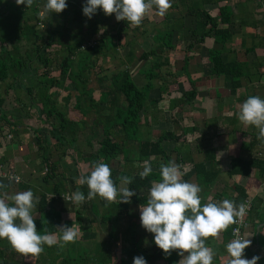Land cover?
<instances>
[{
	"label": "trees",
	"instance_id": "obj_1",
	"mask_svg": "<svg viewBox=\"0 0 264 264\" xmlns=\"http://www.w3.org/2000/svg\"><path fill=\"white\" fill-rule=\"evenodd\" d=\"M212 1L215 2L216 0H171V7L163 15L164 19L153 26L149 36H145V38L151 39L154 46L152 45L153 47L151 46L149 50L139 47L140 53L138 55L131 46L123 56L120 54V49L124 46L132 45L134 42L133 40L124 42L125 33L131 32L134 37L142 23L139 26H133L125 20H116L114 34H111V29H107V27L103 28L100 33L98 29L96 30V26L98 21H100L99 19L104 17L103 11L98 9L89 19L82 11L85 0H74V2L68 3L69 6L62 13H57V26H51L49 22L50 17L54 16L52 15L53 13L51 15L47 14L45 20H42L39 15V4L43 3L42 0H34L33 5L29 8H26L23 4L17 5L14 2L5 11L0 12V48L2 47L0 50V113H2V105L5 101L4 93L1 89L2 82L10 76L19 84L23 74H19L20 71L24 67H34L32 75L37 78L38 83L34 87H32L33 85L26 87L25 91L29 97L34 98L33 103L31 100L29 106L32 105L36 110V120L48 127L44 134H40L43 129L42 126L34 130L33 133L36 137L38 151L41 150L39 154L45 169V175H43L42 180L47 186L43 191H40L36 200L37 206L33 209V213L38 215L34 216V219L40 234L56 235L61 233L57 227L65 215L60 210L53 208L51 203L55 200L54 196L68 192L65 185L67 183L65 182L73 185L74 191L79 189L87 196L89 190L87 184H80L79 182L75 184L76 179L90 174L95 162H110L123 152V148L128 145L129 141H136L138 138L136 135L139 134L142 120L148 123L149 108L162 99L163 94H169L167 85L171 81L176 83L178 80V77L173 74L164 76V79L167 80V85L158 87L159 97L151 99L149 96L153 89L152 80L163 77L161 75V67L168 63L166 54L174 48L173 32L176 29H184L186 17H194L193 21H191L193 26L190 25V19L187 18L190 25L188 30L194 37L193 41H190L188 45L189 49L194 44L202 43L206 37H212L216 45L218 43L222 44L229 36L227 25L230 22L231 12L224 6L219 7L218 15L211 16L208 10L201 7V4ZM177 2L180 5H186L187 10L177 12L178 15L175 17L169 13L171 10H177ZM156 13H158L157 10ZM86 19H89V25L92 24L94 26L87 34L84 33V28L87 27L84 25ZM42 21L45 24L40 26ZM143 33H146L145 29H143ZM56 42L58 45L64 46V51L60 55L58 62H54L58 73L57 76H54L50 69L54 61V58L51 57L50 46L56 44ZM6 44L11 46L10 49L5 47ZM207 56L209 74H224L231 81L228 86L230 92L233 93L237 82L232 80L235 76H239L241 72L240 65L236 62H223L220 48H209ZM109 58H112V60ZM106 59L112 61L109 64H115L114 70L109 75H99L100 72L105 70L106 64L104 62ZM135 62H141L146 65L144 69L146 81L142 85H137L131 76V66L133 64L136 65ZM91 76L95 78L96 83L99 85L97 98L93 96L95 87L89 85ZM70 86H72V90ZM53 87L67 92L63 97L66 107H69L68 102L71 97L74 99L70 107L79 113V117L76 119L68 117L67 113L58 107L57 97L59 93L51 90ZM195 95L196 89L191 88L184 91L183 98L186 102H189ZM19 115L18 113L15 114V118L19 117ZM0 121L5 125H9L10 130L17 125L15 122L9 123L6 121L4 116L0 117ZM88 126L90 128L98 127L102 131L98 138L92 139L88 135L84 136L89 147L92 148L95 143L97 144L96 150H79L75 152V155H71L72 162L63 161V158L68 156L67 150L64 149L65 143L70 142L74 146L79 134H82L81 131H85ZM50 138L53 139V142L49 141ZM174 138L176 139L177 136L172 131L163 130L157 134L154 140L138 139L137 157L131 161L142 162L150 158L159 157L165 164L172 162L171 156L169 157V154L162 148V142ZM51 146L60 149L59 158L57 157L58 159L56 160L52 159L55 148L52 147L53 149H51ZM204 153V159L194 164V170L197 180L200 181L202 177V182L207 183L216 178L217 171L207 170L205 166L206 162L210 164L214 162V150L212 148L209 151L204 149ZM77 156L82 162L88 164V170L83 171L82 174L77 169ZM172 160L174 161L175 157ZM230 165L231 167L227 172L229 176L240 175L241 177H247L254 168H258L261 175L264 174V160L257 158L248 160L234 158L231 160ZM71 170L75 174L66 177V174L71 172ZM111 175L117 188L119 183H123L120 178L128 176L131 179V184L123 183V187L134 189L136 195L131 198V203H119V199L111 203H105L102 198L97 196V201L100 200L101 204L99 205L95 200L90 202V212L94 219H88L87 222L86 219L81 217V211L79 209L75 210L73 212L74 220L78 223L77 229L81 228L82 231L78 232L74 242L66 244V250L71 251L76 246L78 247V240L83 238V232L90 231L91 223L93 221L96 222L95 219L98 218L97 224L103 226L112 220L113 222L116 221L118 216L123 215H130L132 218L126 225L125 232L129 234L132 246H135L133 235L137 226H141V223L138 225L136 223V219L140 218L138 216L139 205L147 203L149 190L153 182L161 179L160 173L152 171L148 177L142 179L139 172H129L116 168L111 169ZM58 176L60 180L49 182L56 177L58 178ZM16 185L21 190L30 189L29 185L25 183H17ZM6 190L7 184L4 191ZM234 191L235 196H246L245 189L240 184L234 187ZM49 193L54 195L47 199V194ZM98 206H100V210ZM132 206L138 207L137 213L133 212L135 207L133 208ZM100 230L102 231L103 229ZM228 230L231 236V225ZM114 237L117 236L110 234L108 240L95 242V251L89 248L94 246L93 243L84 244L86 248H83L82 255L74 264H88L92 259L94 260L93 264H129V262L121 259L120 254L112 250L110 240H114ZM6 241L7 239H0V264H17L14 259L5 258L4 256L5 248L7 247ZM51 248H58V246L57 244L52 246L44 245L45 255L41 254V257H43L41 264H46L47 262L50 264H67L69 258L61 257L58 259L57 256L56 258H51L49 250ZM150 256L148 254L145 258H151ZM244 256L246 258L250 256L248 247L244 251ZM159 258L165 264H177L179 260L176 251L166 256L161 249Z\"/></svg>",
	"mask_w": 264,
	"mask_h": 264
},
{
	"label": "crops",
	"instance_id": "obj_2",
	"mask_svg": "<svg viewBox=\"0 0 264 264\" xmlns=\"http://www.w3.org/2000/svg\"><path fill=\"white\" fill-rule=\"evenodd\" d=\"M14 2L15 0H4L3 3H0V12L5 11ZM263 3L264 0H216L215 2L201 4V7L208 10L211 16L219 14V7L225 6L231 12L230 22L227 25L229 36L222 44L218 43L215 45L212 37H206L202 43L194 44L189 49L188 45L190 41H193L194 37L188 30L190 25L186 17L184 29H176L173 32L174 48L166 54L168 63L161 67L167 74H173L178 77V80L176 83L171 81L168 85L166 79H164V83L159 84H156L152 80L153 89L150 92L151 99L159 97L158 87L162 85H167L169 94H163L162 99L151 107L153 113L151 110L148 115V123L142 120L140 126V134L142 135V131H144V135H146L144 138L141 137L143 140H154L156 138L155 136L160 133L158 128L164 131L165 128L169 129V131H172L177 136V140L175 138L169 139V141H172V146L169 151L165 152L169 154L171 151L172 153L175 151V160H172L174 158L172 156V159H170L179 165L183 173L182 179L198 184L201 187L202 191L200 195L202 197V204L207 202H221L225 199L233 201L235 205H239L243 200L249 202L250 210L246 217L247 224L243 229V233L245 237L249 236L248 239L252 241L248 246L250 256L247 258L251 259L253 256H260L257 264H264V233L259 230L260 226L264 224V174L261 175L258 168H254L247 177H241L240 175L229 176L227 172L231 167V160L234 158L245 160L257 158L264 160V137L259 136V129L252 125H246L238 119L240 106L249 96L257 95L264 98ZM41 7H43V3L39 4V9ZM186 10V5H180L177 2V10H171L169 14L176 17L178 15L177 12ZM156 14L160 17L158 19L153 18V21L150 22L149 29L146 30L145 35L139 42L141 47L142 44H146L145 39L147 38L145 36L150 35L153 26L164 19L163 16L158 13ZM5 47L10 49L11 46L6 44ZM213 47L220 48L223 62H236L240 65L241 72L239 76H235L232 80L233 82H237L233 93L230 92L228 86V83H231V81L224 74H209L207 51ZM134 67L131 66L132 79L135 82L134 77L138 76L139 82L136 81V84H144L146 79L143 74L146 65L143 63L139 64V66L136 65L138 68L135 70L133 69ZM33 68L24 67L20 71L19 74H23L19 84L10 76L2 82L1 89L4 93L5 101L2 105L0 117L4 116L9 123H16L17 119L21 117L19 115V118H15L14 115L17 113L12 109L10 101L14 99L16 94L24 95L23 93H26L25 88L30 87L36 81L35 79L37 78H34L32 75L34 73ZM191 88L196 89V95L192 100L186 102L183 98V93ZM173 105L174 107H172ZM169 110L172 113H169ZM162 124H165V126L161 127ZM22 126V124L20 126L17 124L15 128H11L10 130L9 125H5L0 121V176L5 177V173L19 175L22 180L16 182V184H28L29 188L35 193L34 198L36 201L38 199L37 194L47 187L42 180L43 175H45V169L43 168L42 158L39 153L28 157L27 152H24L28 148L26 143L27 136L25 135L26 137H23L25 138L23 140L19 134L18 128ZM173 127L177 128L173 129ZM32 135L36 138L35 134ZM194 141L196 143L191 144L189 148L187 146L182 147V145L190 144ZM23 144L26 146H23ZM164 144H169L168 140L162 142L163 149ZM210 148L214 150L215 160L212 164L206 162L205 166L207 170L217 171V175L215 179L204 183L202 182V177L200 181L197 180L194 164L201 162L204 159V149L209 151ZM34 149H36L35 146H33ZM146 161L155 163V167H152L154 168L153 171L160 173V166L164 164L162 160L158 161L155 158H150ZM134 163L135 165H137L136 163H142L140 169L131 168L130 170L140 172L144 167V161H135ZM54 179L53 182L57 180ZM40 180L42 181L43 188L40 185L41 183L39 184ZM2 182L5 185L7 184V190L5 192L9 195L26 191L25 189H18L16 184L12 187L8 182ZM78 182L79 179L77 178L75 184ZM238 184L245 189L246 196H235L234 187ZM119 185L122 186L123 184L119 183ZM32 186L37 189L31 188ZM68 193L66 192L65 194ZM65 194H61V196ZM50 195L54 194L50 193ZM61 196H54L55 200L51 204L53 208L60 210L66 215L68 221L65 218L66 221L63 225L71 226V213L66 211L69 208V204L63 202V197L61 198ZM137 209L138 207L133 212L137 213ZM88 211L86 213L88 219L93 220L90 205ZM33 216L38 215L33 213ZM138 216L140 217L139 211ZM131 219L130 215L119 216V229L116 227L114 229H103L102 235L100 234L102 236L101 239H95L94 237H86L85 239L87 234H93V231L96 234V232L100 233L101 231L97 229L95 232L94 229H90L88 232H83L82 239H85V244L97 243L101 240H108L109 235L114 234L117 237H114L112 245H116V248L124 246L125 243L126 246L128 245L126 248L128 252L120 254L122 260L133 264L134 257L140 255L145 257L150 254L151 258H146L148 264H165L159 258L160 248L154 244L153 234L148 233L142 226H137L134 232L135 246L129 245L123 237V239L118 240L119 235L127 234L125 228ZM136 223L137 225L141 223L140 218L136 219ZM229 228L230 226L226 230L221 231L216 237L210 236L206 239V245L216 252L213 264H228L230 257L226 250V244L232 240L230 238ZM6 242L7 247L5 249L9 251L10 255L18 252L8 240ZM128 242H130L129 239ZM125 254L128 255L126 256ZM8 258H12V256ZM180 259L181 257L179 256L178 262Z\"/></svg>",
	"mask_w": 264,
	"mask_h": 264
},
{
	"label": "clouds",
	"instance_id": "obj_3",
	"mask_svg": "<svg viewBox=\"0 0 264 264\" xmlns=\"http://www.w3.org/2000/svg\"><path fill=\"white\" fill-rule=\"evenodd\" d=\"M4 0H0L3 3ZM17 5L29 8L34 0H15ZM67 0H46V14L61 13L67 8ZM155 6L158 14L163 16L171 7V0H85L82 11L89 19L102 10L106 15L115 14L117 21L125 20L133 26H139L146 13ZM238 119L246 125L259 129V136L264 137V98L249 96L240 106ZM153 171L149 161H144L140 177L146 178ZM183 173L175 162L161 164L159 181L153 182L146 204L139 205L141 226L153 234L154 244L170 255L176 251L181 257L178 264H213L216 252L206 245L208 237H216L230 225L238 223L246 215V205H235L225 199L221 202L201 203L202 189L198 184L182 179ZM10 179L19 182L16 175ZM124 184H131L128 176L120 178ZM80 184H87V196L77 189L67 198L77 206L86 200L99 196L105 203L119 199V203H131L136 191L130 187L118 189L111 175L108 164L95 162L90 174L79 178ZM6 185L0 181V239H7L20 253L38 256L44 245L57 244L54 234H40L37 230L33 209L36 208L34 193L31 189L7 194ZM62 235L60 243L74 242L81 228L62 225L57 227ZM264 224L259 230L264 233ZM233 229L234 237L226 244L230 259L228 264H257L260 256L248 259L245 249L252 243L249 236H240ZM133 264H148L142 255L133 258Z\"/></svg>",
	"mask_w": 264,
	"mask_h": 264
},
{
	"label": "rangeland",
	"instance_id": "obj_4",
	"mask_svg": "<svg viewBox=\"0 0 264 264\" xmlns=\"http://www.w3.org/2000/svg\"><path fill=\"white\" fill-rule=\"evenodd\" d=\"M42 1H43V7L40 8V13H39L40 16H41V13L44 12V10H45L44 9L45 0H42ZM72 1L74 2V0H67V5H68V3H71ZM155 9H156L155 6H153V8L150 9L146 13V15H145V17L143 19L142 25H141L140 28H138L137 32L134 34V37L132 36V33L131 32L125 33V35L123 37V41L124 42H127V41H130V40H133L134 42H133V44L131 43L132 45L124 46L122 49H120V54H122L121 56H123V54L131 46L135 49V52L138 55L140 53V50H139L140 48H143V49L145 48L146 49V47H147V50H149V48L153 45L152 44V41H150V39L148 37H146L147 39H145L146 40L145 41L146 44H142V47L139 45V42L141 41L142 37L145 35V33L142 34L143 29H145V30L149 29L150 22L153 21V18L158 19V17H160V16H158L156 14V10ZM102 14H104L103 15L104 17L102 18V16H100V18H102V19H99V20L102 21V22L98 21V25L96 26L97 27L96 30L98 29V32L101 33L102 32V29L107 27V29H111L110 33L111 34H114V32H115V28L114 27H115V22H116L115 14L106 15L104 12H102ZM52 15H54V16L53 17L52 16L50 17L49 22H50L51 26L52 25H56L57 26V21H56L57 18L56 17L58 15H57V13H53ZM65 15H67V14H65ZM46 18H47V14L42 17V20H45ZM187 18L190 19V25L193 26V24H191V21H193L194 17L193 16H187ZM88 20L89 19H86V21H84V25L87 26V27L84 28L85 29L84 30V33L85 34L89 33L92 30V28L94 27L92 24L89 25V21ZM44 24H45V22L42 21V23L40 24V26H43ZM58 28H59V26H58ZM63 51H64V46L58 45L57 42H56V44L50 46L51 57L54 58V61L52 62L50 69L52 70L51 73L54 76H57L58 75L57 70L55 68L56 67L55 66L56 63H54V62H58V60L60 58V55H62ZM109 59L112 60V58H109ZM111 60H107L106 59L105 62L103 61L106 64L105 70L102 71V72H100L99 75H103V74L104 75H109L114 70V67H115L114 65L115 64L114 65L109 64V63L112 62ZM100 62H102V61L100 60ZM139 64H141V62L140 63H138V62L136 63L137 66H139ZM136 65H133V66H135L133 68L134 70L138 68V67H136ZM161 72H162L161 75H163V77H159V78L157 77L158 79H154V81H155L156 84L164 83V76H166L167 73L164 70H162ZM143 76H144V74H143ZM137 77L138 76H135L134 77L135 83H136V81L139 82V80H138ZM34 78H35V76H34ZM141 78H144V77H141ZM35 80L36 81L33 83V86L32 87H34V85H36L38 83V80L37 79H35ZM89 85L91 87H95V90L93 92V96L95 98H97L98 91H99V85L96 83L95 78H93V76H91ZM70 87H71V90H72V86H70ZM51 90L56 91L57 93H59L58 94V97H57L58 107L61 110L65 111L67 113L68 117H71L73 119H76L77 117L80 116L79 113L76 110H73L70 107L71 106V103L74 101V99L72 97H71V99L68 102V106L69 107H66L64 105L63 97L66 95V93H67L66 91L60 90V89L57 90L54 87ZM23 94L24 95H18V94H16L15 97H14V99L11 100L10 103H11L12 109L15 110V112L18 113V114H20V116H21L20 119H17V121H16V123L19 126L21 124L23 125L22 127H19L18 128L19 129V134L22 136V138L27 136L26 137V143H27V148L28 149L27 150H24V152H27V156L28 157L29 156L32 157L34 154L37 155V153H40L41 152V150L38 151V147L36 145L37 144L36 138H34V136L32 135L34 133V130L39 129L42 126L43 129L41 130L40 134H44L46 132V130L48 129V127L47 126H44L42 123H40L38 120H36V116H37L36 110L34 109V107L32 105L29 106L31 100H32V103H33L34 98L33 97H29V95H27V93H25V92ZM149 96H150V94H149ZM149 109H150V112L152 110V113H153V109L152 108H149ZM170 109H172V108H170ZM169 113H172V111L169 110ZM163 115H164V113H163ZM14 116H12V117L14 118ZM184 123H185V121H184ZM164 126H165V124L164 125L163 124L161 125V127H164ZM28 128H31V129H28ZM176 128L177 127H173V129H176ZM158 129H159V132L163 130V129H160V128H158ZM139 130H140V128H139ZM166 130H169V129H166L165 128V131ZM81 133L82 134H79V138H78V140H77V142H76V144L74 146L71 145L70 142L65 143L66 146H65L64 149L67 150L68 156H65L63 158V161H66L68 163L69 162H72L71 155L72 156L75 155V152L76 151H79V150H84V151L85 150H90V151L93 150V151H95L96 150L97 144L95 143L92 148L89 147L86 144V141L84 139V136L85 135H88L92 139L98 138V136H100L102 134V131L100 130V128H98V127H94V128L91 127L90 128L88 126L87 129L85 131H81ZM144 133L145 132L142 131V135H141L140 134V131H139V134L136 135L138 137L137 140H136V142L135 141H129L128 145L123 148V152L121 154H119L115 159H112L110 162L106 163V164L109 165L110 169H116L117 168V169H120V170L129 171V172H135V171H131L130 170L131 168L140 169V165L142 163L141 164L136 163L137 165H135V163L132 162L131 160H133V159H135L137 157V152H138V139L143 140V139H141V137H143V138L146 137V135H144ZM249 133L252 134L251 132H249ZM24 139L25 138H23V140ZM50 140H51V142H53V139L52 138H50L49 141ZM168 142H169V144H164L165 151H169L170 148H171V146H172V143H171L172 141H169L168 140ZM193 143H196V141L191 142L190 144H184V145H182V147L187 146L189 148V146H191V144H193ZM23 146H26V145L23 144ZM33 146H35V148L37 150L36 149L33 150ZM52 147L55 148V146H51L50 148L53 149ZM59 150L60 149H58L57 147L55 148V150H54V156L52 158L53 160H56V159L59 158V155H58V153H60ZM174 152L172 153V151H171L169 153L170 156L174 157L175 156ZM76 158H77L76 159L77 160L76 163H78L77 164V169L79 170V173L82 174L83 171L88 170V166H87L88 164H85V162H82V160L79 158V156H77ZM127 160H129L130 162L127 161ZM155 160H158L159 161L160 158L159 157H155ZM154 162H156V161H154ZM150 164H151L152 167L153 166L155 167V165H156L155 163H150ZM142 170L143 169H141V171ZM74 174L75 173L71 170V172H69L68 174H66V177H68L70 175H74ZM9 176L14 177V176H16V174L15 173H9ZM76 176H78V175H76ZM8 177H7V173H5V177L4 176H2V177L0 176V181H4V182H7L8 181L10 183V185L12 187H14L15 184H16V181L15 180H12V179H10ZM56 179H59L60 180V177L58 176V178H55L54 180H56ZM49 182H53V181H49ZM65 183H67L65 185H66V188H67V190L69 192L68 193L69 195L64 193L65 195H63V196L60 195V196H61V198L62 197L64 198V199L62 198V201L63 202H67L69 204V208H68V210L66 209V211H69L71 213L70 220L74 224V226L77 227L78 226V223L76 222V220H74V213L73 212L75 210L79 209L81 211V217L84 218V219H86V222H87L88 221V216H87L86 213H87V211L89 209L90 202L93 201V200H95L100 205L101 204V201L100 200L97 201V198H94V199H91V200H86L82 206H77L71 200L67 199L71 195V193L74 192L73 185L68 184V182H65ZM39 184L43 188V184H42V181L41 180L39 181ZM31 188L37 189L34 186H32ZM118 188L119 189H123L124 187H123V185L122 186L118 185ZM37 195L39 196V193ZM50 197H52V195H50V193L47 194V199H50ZM132 207L134 208L135 206H132ZM98 208L100 210V206H98ZM134 211H136V207L134 208ZM65 218H66V215L60 221V223H59L58 226H62L66 220L68 221V219L66 218V220H65ZM118 218H119V216H118ZM95 220H96V222L93 221L91 223V226H90V229H94L95 232L97 231V229H105L106 230V229H114V227H116L117 229H119V227H118V219L116 221H114V222L112 220V221L106 223V225H103V226H99L97 224L98 218L95 219ZM72 223H71V225H72ZM123 227H125V226H123ZM102 231L100 233L98 232L99 234L97 232L95 234L94 231H93V234H90V235L87 234L85 236V239H86V237L87 238L94 237L95 239H101V237H102L101 236L102 235ZM128 235H129L128 233L127 234L124 233L122 236L119 235L118 240L124 238L125 240H127V243L132 246V244L130 242H128V239H129V236ZM60 236H61V233H58V234L55 235V237L57 238V241H58L57 242L58 248H51V249H49L50 250V256H51V258H56V256H57L58 259H60L61 257H66V258H69V259H72L73 258L72 260H69L68 259L67 264H74L75 262H77V259H79L80 255H82L83 248H86V246L84 245L85 244L84 243L85 239H81L80 240L78 238L79 239V241H78L79 243H77L78 247L76 246L73 250L69 251L68 249L66 250V248H67L66 247V244L67 243H64L63 245L60 243ZM112 242H113V240L111 239V243ZM82 243H84V244H82ZM93 245H94V243H93ZM127 246H126V243H125L124 246H122V247L119 246L117 248H116V245H112V250H114L118 254L126 253V252H128V250L126 249ZM94 247H95V245L92 248L91 247H89V248H90V250H92V251L94 250L95 251ZM44 250L38 256H33L32 254H24V253H20V252H15V253H12V255H10L9 251L6 250L5 253H4V256H5V258H8V257H11L12 256V258H14L15 261H17V264H41V262L43 261V257H41V254L45 255L44 254L45 253ZM125 255L127 256L128 254H125ZM49 260H50V258H49ZM92 262H94L93 259L91 261H89V263L88 262L87 263L88 264H93ZM46 264H50V263L47 262Z\"/></svg>",
	"mask_w": 264,
	"mask_h": 264
},
{
	"label": "built area",
	"instance_id": "obj_5",
	"mask_svg": "<svg viewBox=\"0 0 264 264\" xmlns=\"http://www.w3.org/2000/svg\"><path fill=\"white\" fill-rule=\"evenodd\" d=\"M263 7V10H264V3L262 5ZM91 44V43H90ZM9 176V173H7V177ZM11 176H9L8 178H10ZM242 204H245L246 205V208H247V211H246V215L242 218V220H240L238 223L236 224H233L231 225V238H235L234 237V233H233V229H239V232L236 233L240 236H244V233H243V229L245 228L246 224H247V221H246V217L249 213V210H250V206H249V202L244 200Z\"/></svg>",
	"mask_w": 264,
	"mask_h": 264
}]
</instances>
